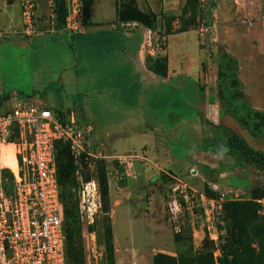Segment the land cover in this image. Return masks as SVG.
Instances as JSON below:
<instances>
[{"label":"rangeland","instance_id":"rangeland-1","mask_svg":"<svg viewBox=\"0 0 264 264\" xmlns=\"http://www.w3.org/2000/svg\"><path fill=\"white\" fill-rule=\"evenodd\" d=\"M32 1L40 15L37 20H49L55 28L62 25L64 0ZM83 4L86 11L87 1ZM167 4L171 9L164 10L161 0L160 12L147 14L153 31L120 24V32L131 33L132 27L142 31L140 46L147 68L156 67L161 74L156 76L165 83L164 66L169 61L177 78L167 86H142L140 98L128 92L121 102L131 115L161 121L164 130L158 136L170 146L173 163L160 166L144 151L122 155L130 158L119 162L93 140L90 151L105 158L83 157L65 181L76 199L78 179L95 182L100 201L93 224H81L77 256L71 264H264V171L240 167L223 151L224 143L236 136L264 154L262 128L256 135L252 131L257 128L255 113L264 117V0H169ZM41 41L40 49L32 52L11 40L2 45L4 93L16 97L35 89L42 102L44 83L58 76L51 58L62 50L47 36ZM37 56L46 61L37 62ZM108 65L92 71L97 79L94 86L127 90L132 83L130 70ZM220 66L225 74L218 80ZM234 77L251 111L233 99ZM100 98L112 105L120 100L115 95ZM95 103L89 100L83 105L88 122H99L101 112L94 106L102 104ZM221 194L225 198L219 202ZM209 201L217 205L207 221L204 212Z\"/></svg>","mask_w":264,"mask_h":264},{"label":"built area","instance_id":"built-area-1","mask_svg":"<svg viewBox=\"0 0 264 264\" xmlns=\"http://www.w3.org/2000/svg\"><path fill=\"white\" fill-rule=\"evenodd\" d=\"M18 1L22 32L31 37L36 32L33 1ZM65 8L63 30L81 34L83 0H65ZM91 132L92 127L80 124L73 112H54L30 98L15 97L4 103L0 110V264H66L56 146L67 145L75 166L83 157L104 159L90 151ZM4 157L14 169L4 167ZM129 158L115 159L124 162ZM78 181L79 219L82 225H92L100 209L96 184ZM224 198L221 194L217 200ZM189 199L195 200L192 195ZM209 203L204 212L207 221L217 205Z\"/></svg>","mask_w":264,"mask_h":264},{"label":"crops","instance_id":"crops-1","mask_svg":"<svg viewBox=\"0 0 264 264\" xmlns=\"http://www.w3.org/2000/svg\"><path fill=\"white\" fill-rule=\"evenodd\" d=\"M86 1L88 5L85 27L81 34L72 35L63 29H56L54 23L49 20L41 22L37 20L40 18L37 12L34 17L36 32L31 37H27L22 32L19 1L0 0V50L5 42L11 40L10 43L19 49L32 52L40 49L38 47L42 42L41 38L45 36L62 50L61 54L51 58L58 76L44 83L46 87H43L44 91L39 98L42 102L36 99L35 89L30 91V94H22L19 97H27L40 105L51 106L52 109L49 110L54 112H73L80 124L92 127L90 143L94 140L98 143V147L100 146L114 158L144 151L147 156L158 160L160 166H171L173 159L170 158V146L165 144L163 136H158V133L164 130L161 121L157 123L144 115H131L129 108H122L124 105L121 102L128 92L133 93L132 98L138 95L140 98L142 86L152 87V89L157 83L167 86L169 82L177 78L174 71L170 69L169 61L165 83L163 78L148 71L140 46L142 31L132 27L131 33L120 32L121 23L118 21V12L125 2L136 6L142 13L157 15V12H160L158 5L161 0L157 1V7L156 0ZM168 1L162 0L164 10L171 9L167 4ZM8 35L11 36L7 37ZM45 61L46 57L37 56V62ZM108 64L118 65L120 70L127 68L130 70L129 77L132 83L127 90L115 91V87L111 85L107 88L94 86L97 79L92 76V71L95 67L101 66L102 69L103 66L108 67ZM125 80L126 78L122 77L120 82L123 83ZM180 83L184 82L180 81ZM2 86L0 78V95L4 93ZM46 89L47 92H45ZM67 91L70 94H67ZM101 93L107 97L115 95L120 100L112 105L100 98ZM92 97L94 99L91 100ZM89 100L96 102L95 104H102L94 106L101 112L99 122L86 120V106L83 105ZM180 123L185 124V121ZM130 127H134L135 130H131Z\"/></svg>","mask_w":264,"mask_h":264},{"label":"trees","instance_id":"trees-1","mask_svg":"<svg viewBox=\"0 0 264 264\" xmlns=\"http://www.w3.org/2000/svg\"><path fill=\"white\" fill-rule=\"evenodd\" d=\"M84 3V0H83ZM64 11H63V20L60 19L62 22V25L59 27L57 26L56 29H63L64 27V21L66 16V8H65V0H64ZM85 9V5H84ZM86 11L84 10V19L86 17ZM153 31V28H152ZM229 63V61H227ZM232 64H235V61H232ZM165 65V64H164ZM148 71H150L152 74L159 75V71L156 69V67L150 69V67L147 68ZM164 75L167 73L168 66H164ZM225 72L222 70V67L220 66V69L218 71V77L217 79L220 80L222 76H224ZM234 82L236 85H238V79L234 77ZM234 85L233 88L235 89L233 93V99L235 101H241L242 103V109L245 111H251L248 104V98L246 95L242 92L241 89H239V85ZM223 93H220V99H223ZM19 96H16V98ZM12 95L3 93L0 95V110L4 103L8 100H10ZM21 98H27V97H21ZM257 116L258 122L256 123L255 127L256 130H252L254 134L256 135L259 132V128H262V133L264 134V117L262 115H259L258 113H255ZM245 119L241 118L239 119V124L241 127H244L243 124H245ZM223 151L226 155L233 158L234 162L240 166V167H253L257 171H264V154H261L259 152H255L252 149H250L245 142L236 137L232 136L226 143L223 145ZM55 164H56V179L57 184L59 187V198L61 203V210H62V217H63V227H64V233H65V253H66V264H71L73 260L77 256V245L80 242L81 237V222L79 219L78 214V201L75 197V192H71L66 188L65 181L69 178V176L73 173L75 169L74 160L70 156L67 145L63 144H57L56 146V153H55ZM77 187V185H76ZM108 246L110 245L111 236L110 233H108Z\"/></svg>","mask_w":264,"mask_h":264},{"label":"water","instance_id":"water-1","mask_svg":"<svg viewBox=\"0 0 264 264\" xmlns=\"http://www.w3.org/2000/svg\"><path fill=\"white\" fill-rule=\"evenodd\" d=\"M118 21L121 24L138 25L145 30H151L152 28L149 16L140 12L136 6L126 2L118 12Z\"/></svg>","mask_w":264,"mask_h":264},{"label":"bare ground","instance_id":"bare-ground-1","mask_svg":"<svg viewBox=\"0 0 264 264\" xmlns=\"http://www.w3.org/2000/svg\"><path fill=\"white\" fill-rule=\"evenodd\" d=\"M4 162H5L6 167L11 166V167L13 168V165H12L11 161H10V162H9V161H6V159L3 158V159H2V164H3V165H4ZM5 165H4V167H5ZM8 169H9V168H8ZM13 169H14V168H13Z\"/></svg>","mask_w":264,"mask_h":264}]
</instances>
